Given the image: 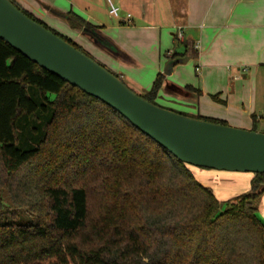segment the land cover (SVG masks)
<instances>
[{
    "label": "trees",
    "instance_id": "trees-1",
    "mask_svg": "<svg viewBox=\"0 0 264 264\" xmlns=\"http://www.w3.org/2000/svg\"><path fill=\"white\" fill-rule=\"evenodd\" d=\"M50 10L75 30H97L73 11ZM164 77L142 97L160 105ZM192 167L0 39V209L13 208L0 213V264H264V173L220 201ZM23 209L33 220L19 221Z\"/></svg>",
    "mask_w": 264,
    "mask_h": 264
},
{
    "label": "crops",
    "instance_id": "crops-1",
    "mask_svg": "<svg viewBox=\"0 0 264 264\" xmlns=\"http://www.w3.org/2000/svg\"><path fill=\"white\" fill-rule=\"evenodd\" d=\"M43 1L60 12L73 11L96 26L116 51L97 46L83 32H76L87 38L109 62V68L121 73L122 78L125 75L121 71L136 74L147 68L157 76L164 74L163 67L175 60V53L190 49L196 52L195 57L177 58L184 62L175 65L170 75L164 74L158 101L248 130L254 126V117L256 127L264 120V89L259 90L257 78L264 72V0ZM111 4L119 8L118 17L111 13ZM179 28L184 32L183 41L177 37ZM179 42L184 44L183 50L176 48ZM170 52L172 55H168ZM192 58L196 60L198 76L195 85L193 80L180 79L179 66ZM135 78L131 80L146 94L148 88ZM189 86L199 89L201 95ZM215 95L221 103L212 99ZM192 169L216 196L221 194L220 201L241 194L233 195L231 191L239 185H247L244 192L251 187L252 173ZM259 201V214L264 217V194Z\"/></svg>",
    "mask_w": 264,
    "mask_h": 264
},
{
    "label": "water",
    "instance_id": "water-1",
    "mask_svg": "<svg viewBox=\"0 0 264 264\" xmlns=\"http://www.w3.org/2000/svg\"><path fill=\"white\" fill-rule=\"evenodd\" d=\"M86 33L97 46L116 51L96 36L100 35L98 29L95 34ZM0 39L43 69L117 110L180 161L216 171L264 173V133L196 119L149 102L121 77L30 18L11 0H0ZM182 62L184 59L170 61L164 74L170 75Z\"/></svg>",
    "mask_w": 264,
    "mask_h": 264
},
{
    "label": "rangeland",
    "instance_id": "rangeland-1",
    "mask_svg": "<svg viewBox=\"0 0 264 264\" xmlns=\"http://www.w3.org/2000/svg\"><path fill=\"white\" fill-rule=\"evenodd\" d=\"M18 8L22 9H26L32 12V14L40 19L41 21H43L46 25H48L50 28H52L53 30H55L56 32H59L63 35H66L67 37L71 38L74 42H76L78 45H80L87 53L90 54V56L97 61L98 63L102 64V66H104L106 69H108L109 71L115 73V71L111 70L109 68L110 64L109 62L103 57L101 56V54L93 47L92 43L85 37L81 36L78 32H76L75 29H73L70 24L62 17L57 16L56 14H54L53 12H51L48 3H45L43 0H11ZM56 10V9H54ZM30 12V13H31ZM84 33H86V31H84ZM87 34V33H86ZM88 35L90 36V34L88 33ZM179 49H184V44L182 43H178L177 47ZM178 49V51H180ZM166 59V58H165ZM188 62L182 64L179 66V69L182 73V78H180L183 81H187L189 80H193V83L195 85V82L198 79L197 73H196V60L194 58L192 59H187ZM166 67H163V72L165 71ZM125 76L124 78L121 77V73L116 72L117 75H119L121 77V79L123 80V82L130 88L132 89L136 94L143 96L145 93L142 92V88L140 89V87L134 83V81L131 80V78H135L138 79L140 78V83L142 84V86L147 87V91L148 92L157 75H155L154 71H152L151 69H145V71H140V73L134 74V73H129V72H123L121 71ZM248 74H250L249 71H247V78H248ZM258 83L260 85L259 90H263L264 89V72H262L261 74L258 75ZM131 77V78H130ZM171 78L174 80H178L179 78H177L175 75H171ZM176 78V79H175ZM195 81V82H194ZM264 91V90H263ZM158 103L161 105V107H164L166 109L174 107L180 111H175V112H184V111H188L187 109H185L184 107H181L179 105L176 104H171L168 103L166 101H162L159 100ZM159 105V106H160ZM226 122V121H225ZM226 124L228 126H232L235 127L233 125H230V123L226 122ZM239 128V127H237ZM248 130V129H247ZM255 130L257 132H261L264 133V120L262 122H260L257 127L255 128ZM199 170L203 171V168H198ZM205 171H216V170H210V169H204ZM252 177H254L253 174ZM222 185V182H221ZM247 186V185H246ZM246 186L243 185H239L238 187L233 188L231 191H233V195L238 194V193H242L244 191H242L244 188H246ZM218 189V188H217ZM221 190V189H220ZM218 199H222L221 194H217ZM232 194H230L229 196H231ZM7 198V195H3V198ZM229 197V198H230ZM261 199V197H260ZM260 201H258L259 204ZM259 208V207H258ZM13 209V208H12ZM8 207H3L0 209V213L4 212V211H8V210H12ZM2 211V212H1ZM259 217L264 221V217L263 215L260 213ZM7 216H4L1 220L6 219ZM33 220V217L31 215H29L28 213H26L24 211V209L20 212L19 214V221L20 222H27Z\"/></svg>",
    "mask_w": 264,
    "mask_h": 264
},
{
    "label": "built area",
    "instance_id": "built-area-1",
    "mask_svg": "<svg viewBox=\"0 0 264 264\" xmlns=\"http://www.w3.org/2000/svg\"><path fill=\"white\" fill-rule=\"evenodd\" d=\"M111 13L118 17L119 16V8L114 6L113 4H111ZM177 37L179 41H183L184 40V32L182 28H179L177 31ZM168 55H172V52L168 53Z\"/></svg>",
    "mask_w": 264,
    "mask_h": 264
}]
</instances>
